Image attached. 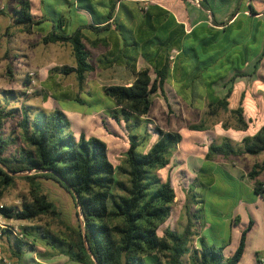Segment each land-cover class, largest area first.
Wrapping results in <instances>:
<instances>
[{"label":"trees","instance_id":"trees-1","mask_svg":"<svg viewBox=\"0 0 264 264\" xmlns=\"http://www.w3.org/2000/svg\"><path fill=\"white\" fill-rule=\"evenodd\" d=\"M132 1L138 5V10L125 6L126 0H104L97 4L94 0H63V4L57 0L56 4L65 10V16L59 12L55 30L42 38V44L46 46L71 47L75 67L53 69L65 76L74 74L80 91H83L87 75L95 69L88 46L109 52V56L98 60L104 69L117 65L134 75L130 86L110 85L104 90L115 103L106 115L119 125L124 123L125 129H138L146 122L153 97L159 92L167 101L164 86L175 70L173 51L177 47L176 39L181 36V32H177L175 16L162 6L151 4V1L160 0ZM145 2L150 4L145 5ZM194 2L213 17L208 0ZM17 4L13 11L14 25L22 28L24 33L32 34L33 26L40 22L35 21L32 14L31 0H17ZM80 9L91 16L92 22L87 23L79 17ZM250 11L254 13L252 8ZM166 19L168 23L164 27L161 24ZM124 20L130 23L125 24ZM112 21L116 25L115 31ZM165 30L170 33L162 38L160 34ZM126 33L130 34L129 41L122 38ZM117 34L120 40L115 42L113 38ZM140 56L150 67L137 69ZM191 81L195 89V82ZM230 93L209 105L211 116L221 111L229 112ZM75 100L82 101L78 93ZM168 107L170 109V105ZM14 112L21 114L20 132L18 137L8 138L3 130L6 122L15 117ZM230 112L236 127L246 130L248 123L243 117L242 106ZM105 128L110 131L106 124ZM190 129L204 130V125H193ZM152 131L158 140L147 152L144 151L145 142L140 141L138 134H129L124 159L116 165L108 145L96 136L75 135L61 109L44 112L23 106L18 111H10L7 106H0V198L9 187L15 186L21 174L30 186L29 195L23 196L20 206H4L0 213L8 220L30 223L43 217H57V206L40 183L44 179L57 182L68 191L81 216L78 226L69 228L70 234L65 237L44 226L21 227L22 237L14 238V257L23 260L29 251L42 261L64 255L78 264H239L245 253L248 230L243 231L238 248L229 258L224 256V248L206 245H201L200 249L191 248L198 233L196 218L191 215L189 206L186 208L187 225L182 232L172 228L161 231L178 198L171 177L164 179L161 171L170 165L182 135L160 127ZM20 143L22 146L17 154L8 156L10 147ZM242 144L243 148H235L229 139H225L221 144H212L207 157L262 154L264 127L254 137L245 138ZM263 172L264 162L258 163L249 177L256 179ZM261 185L257 183L255 188L260 195L263 194ZM0 232L11 241L10 230ZM187 256L189 259L185 261Z\"/></svg>","mask_w":264,"mask_h":264},{"label":"crops","instance_id":"crops-1","mask_svg":"<svg viewBox=\"0 0 264 264\" xmlns=\"http://www.w3.org/2000/svg\"><path fill=\"white\" fill-rule=\"evenodd\" d=\"M94 1L97 4L104 0ZM126 1L134 2L132 0ZM221 1L224 3L221 5V8L217 11L212 10L214 13L213 17H211L205 9L199 7L194 0L151 1V4L162 6L175 16L177 22L176 28L179 29L176 30L177 32H181V36L176 39L177 47L173 51V57H175L176 62L175 70L172 73L171 83L167 82L164 86L167 101L160 92L153 97V100L160 99L162 101L165 108V115H169L170 110H173L174 106L172 100H174L178 116L185 118L184 125L180 127H182V130H186L189 133L187 137L180 133L182 135V141L172 157L173 159L178 155V158H176V164L180 167L174 168L173 163L171 162L166 169L162 170L163 172L161 171V175L164 179H167L168 176H170L176 189L177 173H183L185 177L189 176L188 178H190V173L192 172L191 177L195 178V181L192 183L197 184V181L201 177L200 173L205 171V167L209 165V167L216 166L221 168L230 179L240 182L241 188L247 191L252 196V199L249 202H244L242 200L238 202L235 208L234 217L229 221L233 236H231V239L228 242L221 240L219 248H224V256L226 258L231 257L239 246L243 231L248 230L245 253L239 264H259L260 261L264 264V196L263 194H258L255 189L257 183H263L264 179L262 178L264 172L256 179H251L249 177L253 167L258 163L264 162V160H253V157L258 155L250 154H243L236 157L232 156L229 158H224L222 156L207 157L209 147L212 144H221L223 140L229 139L233 146L235 143L240 148H243V140L247 137H254L264 127V0H242L240 4L237 3L239 0L236 3L234 2L235 0ZM208 2L210 3L209 0ZM31 3L32 14L35 21L40 22L38 25L33 26L32 34H40V40L42 42V38L45 34L55 30V22L60 14L62 16L64 15L65 10L57 6L56 3H54L53 6L48 4L45 0H31ZM61 3H64L63 0H61ZM17 5V0H0V30L3 29V26L9 23V20H14L13 11L17 8ZM250 8L254 10V13L250 11ZM118 11L119 8L117 13ZM59 12L61 13L59 14ZM78 15L87 23H90L93 20L90 15H87L85 11L81 9L78 12ZM241 17H243L248 23H251L253 27L260 30V35L257 34L255 37L254 35H248L247 40L245 42H240L243 43V45L237 48L235 50L236 52L233 54L230 39L229 47L224 45L222 49L220 48L216 50L215 56L218 61H221V58L229 59V64L227 65L222 61L223 66L228 68L225 74L227 77L219 82L213 83V85L211 83L215 81L212 79L205 81L206 84H203V93L200 92L198 94L199 91L197 86L193 89L192 81L187 77L196 74L194 70H189L192 67L195 68L196 64L189 61L194 58H200L197 54L198 47H194V44L190 41V37L199 28H203L204 31L208 33H226L228 27L237 24ZM124 22L125 24L130 23L129 20H124ZM111 23L112 30L115 31L116 25L114 21ZM167 23L168 20L166 19L161 25L166 27ZM168 33L170 32L165 30L163 34L161 33L160 35L162 38H166ZM123 37L129 41V37H126V35H123L122 38ZM118 40H120L119 34L113 38V41L115 42ZM187 44L189 48H186ZM60 45L61 44H51L50 46H52V51L56 52ZM88 49L90 50L91 60L95 67L94 71L87 75L83 87V90L88 94L91 95L92 93L90 92L102 91L103 96H101V98L105 99V97H108L104 93L106 87L110 85L130 86L134 82V75L125 67L115 65L109 69H104V65H101L98 60L102 59L104 56H109L107 50L102 49V52L95 56L93 50L96 51L98 49H92L89 46ZM187 51L192 52L193 56H190L189 53V55L185 56ZM127 52L130 53L131 49H127ZM217 52L219 55H216ZM183 58H187V62L180 60ZM206 66L207 65L204 64L203 68L200 67L207 73L210 66ZM69 67H75V64ZM146 67L150 66L144 58L140 56L137 63V69L140 70ZM200 67H197V69ZM181 69L186 70L181 73ZM109 70H111L112 73L105 74V72ZM204 71H200L199 73ZM106 81L110 82V84L106 85ZM178 82L181 83L179 87H177ZM167 86L170 87V91H173V98L170 96ZM218 86L223 87L220 88L222 91L221 93L218 92ZM210 91L214 94L212 95L209 93ZM229 91L231 92L228 99L229 112L242 106L243 117L248 123L246 130L238 129L234 118L235 125L225 124L223 121L209 122L210 118L215 117L210 115L209 105H211L215 99H223ZM200 97L202 98L201 109H197L195 107L197 105L195 101ZM73 99H75V96ZM168 105H170V109ZM182 107H186V109L183 110ZM55 108L61 109L59 106H55L54 109ZM61 110L71 122V128L75 135L78 136L81 133H85L88 136L98 137L108 145L110 155L112 154L110 144H112L115 149L120 148L119 155L123 156L128 146L129 134H138L140 141L145 142V152L149 151L158 140V137L154 135L152 131V124H156L158 121L150 116L145 118L146 122L142 123L138 129L134 127L131 129H125L124 123L119 125L115 120L106 115L108 109H102L99 114L92 113L90 115L82 112H70L65 109ZM189 112L195 113L198 121H194L195 119L189 115ZM105 124L108 125L111 132L105 128ZM193 125H204V130H191L190 126ZM225 125L227 127H225ZM77 130L79 133H77ZM115 153L117 152L115 151ZM115 164L119 165L121 162H115ZM208 175L209 182L207 185L212 186L215 183V177L211 173ZM200 185L202 184H199L198 186ZM182 201L185 200L182 199ZM184 203H186V201ZM192 211L193 212L190 213L194 219L196 218L195 221L198 236L194 239L191 248L200 249L201 245L213 247L210 239L205 235L206 230L210 228V225L205 220V211L198 209L193 210V208ZM197 212H201V214L198 215ZM187 219L188 216L186 214L185 224L180 227L177 232H182L185 229ZM169 221L170 218L167 222ZM165 228L170 227L167 225ZM54 259L55 257L51 260L44 261L43 264L54 261ZM184 259L185 261H188L189 257L187 256Z\"/></svg>","mask_w":264,"mask_h":264},{"label":"rangeland","instance_id":"rangeland-1","mask_svg":"<svg viewBox=\"0 0 264 264\" xmlns=\"http://www.w3.org/2000/svg\"><path fill=\"white\" fill-rule=\"evenodd\" d=\"M45 1L51 5L57 3L56 0ZM209 1L211 3H209L210 8L214 11L220 9L221 5L224 4L221 0ZM237 1L238 0H235L234 2L236 3ZM241 1L242 0H239L237 3L240 4ZM124 4L133 11L135 9L138 10V5L131 1H126ZM144 4L146 5L150 3L145 2ZM126 13V10L123 9V14L125 15ZM14 24V20L11 19L9 20V23L3 26V29L0 30V106H7L10 111H18L21 107L27 106L33 111L38 109L44 112H52L55 106H59L61 109L70 112H82L87 115L92 113L99 114L102 109H108L114 106L115 103L111 98H101V96H103L102 91L90 92L92 93L91 95L85 90L80 91L74 74L65 76L54 71L53 68H56L55 66L69 67L75 64L70 46L60 45L59 49L56 52H53L52 46L42 44L40 34L24 33L22 28ZM260 32V30L253 27L252 24L248 23L243 17L240 18L237 24L228 27L226 33H208L204 31L203 28L197 29L190 37V41L194 44V47H198L197 54L200 58H191L192 60L189 62H194L196 67H192L189 70H194L196 73L191 79H193V82H195L194 85L198 88V94L200 92L203 93L204 85L206 84L205 81L212 79L213 81L219 82L227 77L225 74L228 68L223 66L222 61L227 65L229 64V59L221 58V61H218L215 56L216 50L220 48L222 49L224 45L229 47L231 44L233 54L236 52L235 50L237 48L243 45V43L240 42H245L247 40L248 35H254L255 37L257 34L260 35ZM125 35L126 37H130L129 34ZM186 48H189L188 44ZM100 52H102V49L96 51L93 50L95 56ZM188 53L190 56H193V53L188 51L185 53V56L189 55ZM216 55H219L218 52ZM180 60L187 62L188 59L183 58ZM204 64L207 65L206 67L210 66L207 73L202 69ZM197 67L200 68L197 69ZM185 70L186 69H181L180 72L183 73ZM200 71L204 72L199 73ZM30 72L35 73L34 83H29ZM111 73V70L105 72V74ZM152 77L155 78L154 73H152ZM195 77H200V79L196 80ZM105 83L106 85L110 84V82L107 81ZM168 83H171V78ZM177 84V87L181 85L179 82ZM167 87L168 92L172 97L173 91H170L171 89L169 86ZM220 88L223 87L218 86L219 93L222 92ZM77 93L82 99L81 102L73 99ZM172 102L174 106L173 110H170L169 115H165V108L162 101L160 99L154 100L149 116L155 118L158 122L152 124V127H160L162 130L169 132H178L187 137L189 134L188 131L182 130V127H180L184 125L185 118L178 116L174 100H172ZM195 102L197 103L195 107L201 109L202 98H198ZM182 109L185 110L186 107H182ZM190 112L189 115L195 119L194 121H198V118H196L197 115ZM14 116V118H10L5 124L3 130L5 137L15 138L19 135L20 129L18 127V122L21 119V114L19 112H14ZM233 118L234 117L230 112L221 111L217 116L210 118L209 122L223 121L225 124L235 125ZM77 133H79L78 130ZM21 146L22 144L20 143L19 145L10 147L7 155L17 154ZM234 147L240 148L235 143ZM110 149L114 162H122L124 158L119 155L120 148L115 149V147L110 144ZM115 151L117 153H115ZM176 158H178V155L171 159L174 168L180 167L176 164ZM253 160H264V152L258 156H254ZM209 173L215 177V183L212 186L207 185L209 182ZM190 174L192 176V172ZM23 175L24 174L19 175V178L16 179L15 186L9 187L4 192L3 197L0 198V206H20L23 196L29 195L30 186L26 180L22 179ZM200 175L201 177L197 181V184L202 185L198 186L196 183H192L195 181L194 177L190 176V179L188 178L189 176L185 177L183 173H177V176L179 177H177L176 180L178 198L172 206L170 221L162 226L161 231H163L167 225L175 231H178L179 228L185 224L187 214L186 208L189 205L190 212H193L192 208L193 210L198 209L205 211V220L210 225V228L206 230L205 235L210 239L212 246L215 249H218L221 240L228 242L231 239V236H233L229 221L234 217L235 208L238 202L240 200L249 202L252 199V196L241 188L240 182L230 179L221 168L216 166L209 167V165H207L205 171L201 172ZM262 179H264V176ZM40 183L42 184L44 192L55 202L58 216L43 217L35 223L7 219V229H18L20 232V229L23 226L39 225L52 230L53 233L62 237H65V235L69 236V228H76L81 218L72 196L57 182L42 179L40 180ZM182 199H184L186 203H184L185 201H182ZM197 214L199 215L201 212H197ZM15 237L14 234L11 235V241H8L6 236L0 237V258L6 260V264H43L44 261H42L36 254L27 251V249V252L23 256V260H18L14 257L13 252L16 251ZM47 263L78 264L72 262L64 255L56 256L54 261L46 262V264Z\"/></svg>","mask_w":264,"mask_h":264},{"label":"built area","instance_id":"built-area-1","mask_svg":"<svg viewBox=\"0 0 264 264\" xmlns=\"http://www.w3.org/2000/svg\"><path fill=\"white\" fill-rule=\"evenodd\" d=\"M146 3H148V2H146ZM198 5V4H197ZM29 76H30V83H34L35 81H34V79H35V73L34 72H30L29 73ZM261 188H262V190H263V196H264V181H263V183H262V185H261ZM4 206L3 205H1L0 206V208H3ZM6 218L0 213V230L2 231V230H4V229H7V226H6ZM16 237H22L21 236V234H20V232H19V230L18 229H13V230H10ZM2 236V233L0 232V237ZM0 261H1V263L2 264H6L7 262H5L6 260H2L1 258H0ZM261 264H263V263H261Z\"/></svg>","mask_w":264,"mask_h":264}]
</instances>
